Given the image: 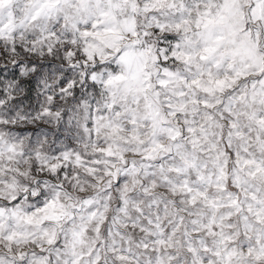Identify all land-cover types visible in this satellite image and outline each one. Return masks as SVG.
I'll list each match as a JSON object with an SVG mask.
<instances>
[{
	"label": "snow or ice",
	"instance_id": "snow-or-ice-1",
	"mask_svg": "<svg viewBox=\"0 0 264 264\" xmlns=\"http://www.w3.org/2000/svg\"><path fill=\"white\" fill-rule=\"evenodd\" d=\"M0 264H264V0H0Z\"/></svg>",
	"mask_w": 264,
	"mask_h": 264
}]
</instances>
